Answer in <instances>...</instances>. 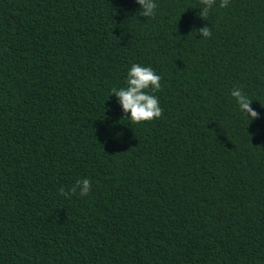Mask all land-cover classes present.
Returning a JSON list of instances; mask_svg holds the SVG:
<instances>
[{
	"label": "trees",
	"instance_id": "obj_1",
	"mask_svg": "<svg viewBox=\"0 0 264 264\" xmlns=\"http://www.w3.org/2000/svg\"><path fill=\"white\" fill-rule=\"evenodd\" d=\"M154 2L0 0V264H264V0ZM134 63L141 124L111 93Z\"/></svg>",
	"mask_w": 264,
	"mask_h": 264
},
{
	"label": "clouds",
	"instance_id": "obj_2",
	"mask_svg": "<svg viewBox=\"0 0 264 264\" xmlns=\"http://www.w3.org/2000/svg\"><path fill=\"white\" fill-rule=\"evenodd\" d=\"M136 2L141 6L139 12L141 16L145 18L155 17L158 5L154 0H136ZM200 3L202 11L199 15L206 20L210 10L215 6L216 0H200ZM229 4L230 0H220L219 7L227 8ZM199 35L204 39L210 38L212 36L211 28L205 26L199 29ZM161 79L151 67L134 63L127 73L126 86L119 89L112 88V95L117 97L125 118L129 119L132 124H141L161 118L163 109L160 107L159 99L151 94L160 91ZM231 95L236 99L242 112L252 120L259 118V114L251 107L252 101L240 88H234ZM78 189L81 197L88 196L92 190L91 181L89 179L78 180L69 191L64 188H60L58 191L61 196L70 199L71 196L77 194Z\"/></svg>",
	"mask_w": 264,
	"mask_h": 264
}]
</instances>
